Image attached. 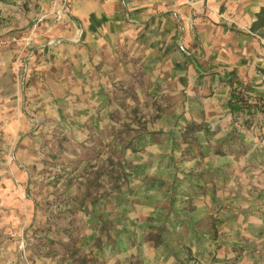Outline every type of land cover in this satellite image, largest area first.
<instances>
[{"label": "rangeland", "instance_id": "obj_1", "mask_svg": "<svg viewBox=\"0 0 264 264\" xmlns=\"http://www.w3.org/2000/svg\"><path fill=\"white\" fill-rule=\"evenodd\" d=\"M17 1L0 0V264H142L136 245L162 244L166 214L150 216L148 229L136 227L135 236L117 226L120 209H137L133 195L144 191L164 205L170 192L182 191L185 176H215L205 159L186 167L189 156L203 157L201 126L183 125L179 116L188 94L165 62L129 51L126 41L118 42L124 50L115 44L90 57L89 68L53 67L51 82L34 70L26 82L36 23L29 32L11 28L16 11L6 5L38 11V3ZM235 111L233 121L254 139L245 144L260 147L248 148L246 157L264 160V115ZM228 140L215 141L214 153L227 155ZM236 155L241 160V151ZM256 173L249 174L244 201H236L239 210L264 209V177Z\"/></svg>", "mask_w": 264, "mask_h": 264}, {"label": "crops", "instance_id": "obj_2", "mask_svg": "<svg viewBox=\"0 0 264 264\" xmlns=\"http://www.w3.org/2000/svg\"><path fill=\"white\" fill-rule=\"evenodd\" d=\"M37 3L38 11L6 5L16 11L11 28L29 32L36 23L31 30L34 44L25 54L26 82L34 70L45 72L47 82H51L56 75L53 67L89 68L90 57L108 54L115 44L122 50L118 42L126 41L129 51L142 50L165 62L167 71L176 74L188 94L186 109L179 115L181 123L201 126L197 137L203 157L189 156L186 167L196 169L198 159H205L203 165L215 176H185L180 183L182 191L170 192L164 205L155 204L157 196L138 192L133 195L138 198L137 209L122 207L117 215V226L137 235L139 227L148 229L150 216L165 212L162 244L158 248L149 242L136 245L141 253L144 251L142 264H187L188 256L198 264H264V209L246 212L236 203L245 199L251 170L259 171L255 178L264 177V160L246 157L248 148L259 145L245 144L254 139L233 121L235 112L231 109L235 88L242 87L250 97L264 98V37L250 30L264 0ZM10 57L6 53L4 60L9 62ZM4 77L5 72L0 81ZM225 136L232 138L224 141L228 153L217 155L213 143ZM230 150H235V158H230ZM239 151L241 160L236 158ZM234 169L238 170L237 177ZM119 243L127 247L124 240Z\"/></svg>", "mask_w": 264, "mask_h": 264}, {"label": "trees", "instance_id": "obj_3", "mask_svg": "<svg viewBox=\"0 0 264 264\" xmlns=\"http://www.w3.org/2000/svg\"><path fill=\"white\" fill-rule=\"evenodd\" d=\"M252 32H257L259 35L264 37V7H261L260 10L255 15V20L250 26ZM264 72V70H262ZM232 111H245L249 113L253 112V108L259 109L261 115H264V98L260 97H250L248 94L244 93L242 87L235 88L231 93ZM236 116V114H235Z\"/></svg>", "mask_w": 264, "mask_h": 264}, {"label": "built area", "instance_id": "obj_4", "mask_svg": "<svg viewBox=\"0 0 264 264\" xmlns=\"http://www.w3.org/2000/svg\"><path fill=\"white\" fill-rule=\"evenodd\" d=\"M61 14H63V12H61Z\"/></svg>", "mask_w": 264, "mask_h": 264}]
</instances>
